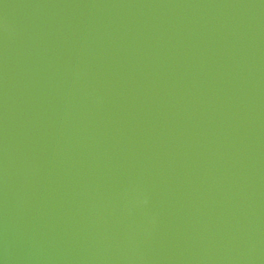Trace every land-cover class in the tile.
Listing matches in <instances>:
<instances>
[{"label": "water", "instance_id": "95a60500", "mask_svg": "<svg viewBox=\"0 0 264 264\" xmlns=\"http://www.w3.org/2000/svg\"><path fill=\"white\" fill-rule=\"evenodd\" d=\"M3 264H264V0H0Z\"/></svg>", "mask_w": 264, "mask_h": 264}, {"label": "snow or ice", "instance_id": "6c2138e0", "mask_svg": "<svg viewBox=\"0 0 264 264\" xmlns=\"http://www.w3.org/2000/svg\"><path fill=\"white\" fill-rule=\"evenodd\" d=\"M0 264H3V260H0Z\"/></svg>", "mask_w": 264, "mask_h": 264}]
</instances>
